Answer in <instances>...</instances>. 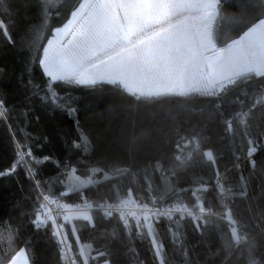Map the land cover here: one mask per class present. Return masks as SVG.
<instances>
[{"label":"snow or ice","instance_id":"6c2138e0","mask_svg":"<svg viewBox=\"0 0 264 264\" xmlns=\"http://www.w3.org/2000/svg\"><path fill=\"white\" fill-rule=\"evenodd\" d=\"M177 109L206 119L173 141ZM0 128V264H264V0H0ZM220 129L246 147L223 173L200 151ZM194 166L211 188L177 187ZM77 220L102 250L73 251Z\"/></svg>","mask_w":264,"mask_h":264},{"label":"trees","instance_id":"16d2710c","mask_svg":"<svg viewBox=\"0 0 264 264\" xmlns=\"http://www.w3.org/2000/svg\"><path fill=\"white\" fill-rule=\"evenodd\" d=\"M4 61L9 65V67L12 66L14 63V56L9 54L8 56H5ZM168 108H172L173 106L169 105ZM114 117L117 118H124V114L120 112L113 113ZM159 119L165 121L168 125L166 129V134L170 136V138L174 141L176 139L175 132L182 128H189L192 126H195L198 122H202L206 119L205 116L200 115L198 110H193L191 112H184L177 109L175 112L165 113L164 115H161L158 117ZM237 129H239V125H236ZM183 134V133H182ZM238 149H241L243 153L246 155V147L243 146L239 131H237L235 138H233L231 133L224 132L222 129L220 130H214L213 134L210 136L209 141L207 142V145L201 146V153L203 151L212 150L214 153V157L218 158L220 160V166L219 170L221 173L224 172L225 167H228L229 169L232 168L231 161L233 160L234 154L240 155L241 152L238 151ZM50 149H45L44 153L47 154V152ZM191 149H184L185 154H187L188 151ZM57 151H59V146H57ZM39 155V153H38ZM9 152L6 148V134L4 133V130L0 128V164H3L8 160ZM264 157L257 156V160H260ZM200 159V156L197 155L195 157L194 163H198ZM46 171L52 170V165H47L45 167ZM83 172V169H80L77 171V175H81ZM185 176V182L180 183L177 185V187H183V188H211L212 185L215 184V177L213 172L208 171L207 168L201 170L200 167L194 166L191 169H189L186 173L183 174ZM238 175V173H237ZM247 175V172L245 173ZM83 178V177H82ZM197 178L202 179L205 183L203 185L195 183V180ZM162 183V180L160 181ZM210 182V183H209ZM69 183H72L71 181ZM126 183V182H125ZM56 187H61L60 185H56ZM226 187H233V185H226ZM16 188V184L14 180H5L0 181V189H2V195L5 200L8 199L9 192L13 191ZM62 190L67 191V188H62ZM104 189H96L95 186L91 188L90 191H88V195L91 197L94 193L97 191H103ZM203 199L199 202L202 207L205 208L207 211L209 208L212 209L214 212L221 211L218 203L215 201L216 192L214 191H207L205 193H202ZM179 199L189 204V206L196 203L195 197L191 195V192H188L186 194H182ZM67 202L72 203L76 202L79 203L80 201L76 200L75 196H70L67 200ZM234 208H236L237 212H242L244 210V204L241 203L240 198L237 196V199L235 203L232 205ZM199 211V209H197ZM187 223V221H185ZM83 222L77 220L75 222V226L80 229V232L78 233L79 241L77 239V235H72V224H69L68 226V232H69V243L73 247V251L75 253H79L80 245H91L93 248L101 249V245L97 241V237L94 233L90 231H84L82 228ZM227 220L220 221L215 227L218 229H226ZM190 233V227L188 229ZM165 242H170V237ZM7 241L4 240L0 242V248H3L4 245H6ZM102 250V249H101ZM141 254H143V248H140ZM93 259L91 261V264H103V261L96 257V253H92ZM41 264H55V252L51 249L45 248L41 246L40 248V256H39Z\"/></svg>","mask_w":264,"mask_h":264},{"label":"built area","instance_id":"2783aa9c","mask_svg":"<svg viewBox=\"0 0 264 264\" xmlns=\"http://www.w3.org/2000/svg\"><path fill=\"white\" fill-rule=\"evenodd\" d=\"M79 203H80V202H79ZM71 255H72V252L69 253V256H71Z\"/></svg>","mask_w":264,"mask_h":264},{"label":"rangeland","instance_id":"374dc122","mask_svg":"<svg viewBox=\"0 0 264 264\" xmlns=\"http://www.w3.org/2000/svg\"><path fill=\"white\" fill-rule=\"evenodd\" d=\"M84 246H88V245H84Z\"/></svg>","mask_w":264,"mask_h":264}]
</instances>
